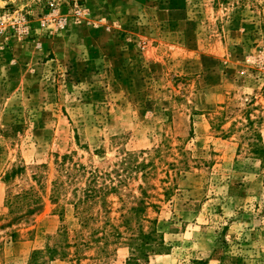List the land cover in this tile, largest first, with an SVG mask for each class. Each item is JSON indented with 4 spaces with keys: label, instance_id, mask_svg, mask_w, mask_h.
I'll return each mask as SVG.
<instances>
[{
    "label": "rangeland",
    "instance_id": "rangeland-1",
    "mask_svg": "<svg viewBox=\"0 0 264 264\" xmlns=\"http://www.w3.org/2000/svg\"><path fill=\"white\" fill-rule=\"evenodd\" d=\"M258 135L264 0H0V263L264 264Z\"/></svg>",
    "mask_w": 264,
    "mask_h": 264
},
{
    "label": "trees",
    "instance_id": "trees-1",
    "mask_svg": "<svg viewBox=\"0 0 264 264\" xmlns=\"http://www.w3.org/2000/svg\"><path fill=\"white\" fill-rule=\"evenodd\" d=\"M247 125L245 126L247 128V133L252 131L251 129L254 127V122L247 117ZM250 126V127H248ZM254 133V131H253ZM251 133V135L253 134ZM262 136L258 135L257 144H252V153L255 156V158L263 161L264 160V142L262 141ZM67 157H65L66 159ZM64 162V161H63ZM80 174L87 177V187L88 189L85 190L84 194L86 198H92L97 197L103 198V193L106 188H101L99 190H96L98 187L97 184H99L101 178H103V173L98 171L97 169H88L87 167L83 165H78L77 169ZM104 176H106L104 174ZM103 184H106L102 182ZM102 184V185H103ZM108 188V187H107ZM136 211V210H135ZM132 220V219H131ZM130 220H127V223ZM131 251L133 254V257L128 260L127 264H140L141 260H144L145 262H149L150 254H161L165 249H167L163 239L158 240V233L156 230H153V232L149 234H141L139 236H134L131 239L130 243ZM138 255H141V258L138 257Z\"/></svg>",
    "mask_w": 264,
    "mask_h": 264
},
{
    "label": "crops",
    "instance_id": "crops-1",
    "mask_svg": "<svg viewBox=\"0 0 264 264\" xmlns=\"http://www.w3.org/2000/svg\"><path fill=\"white\" fill-rule=\"evenodd\" d=\"M12 262L9 260L8 262H1L0 264H11Z\"/></svg>",
    "mask_w": 264,
    "mask_h": 264
}]
</instances>
